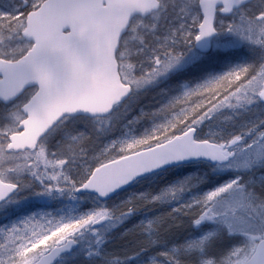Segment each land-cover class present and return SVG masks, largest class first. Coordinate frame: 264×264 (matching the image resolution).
Returning a JSON list of instances; mask_svg holds the SVG:
<instances>
[{"label": "snow or ice", "instance_id": "6c2138e0", "mask_svg": "<svg viewBox=\"0 0 264 264\" xmlns=\"http://www.w3.org/2000/svg\"><path fill=\"white\" fill-rule=\"evenodd\" d=\"M0 264H264V0H0Z\"/></svg>", "mask_w": 264, "mask_h": 264}]
</instances>
